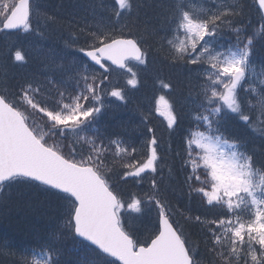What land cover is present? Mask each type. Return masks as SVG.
Instances as JSON below:
<instances>
[{"label":"snow or ice","instance_id":"obj_1","mask_svg":"<svg viewBox=\"0 0 264 264\" xmlns=\"http://www.w3.org/2000/svg\"><path fill=\"white\" fill-rule=\"evenodd\" d=\"M213 3L215 10L197 12L191 0H165L161 29L141 30L122 23L136 0H89V8L99 7L110 23H89L85 16L77 25L67 46H77L91 61L80 66L55 51L41 49L32 57L26 49L29 37L44 35L36 19L38 0H0V34L20 38L0 49V205L13 192L28 199L35 194L56 218L51 239L24 264H264V161L257 162L242 137H225L227 122L242 129L255 119L264 124V80L256 116L244 95L250 93L255 40L243 26L246 6L238 0ZM255 3L264 20V0ZM45 19L49 25L57 20ZM225 36L234 41L229 47L221 43ZM157 38L161 49L167 42L165 60L187 74L188 115L196 129L181 157V187L190 200L199 197L205 211L181 213L183 225L163 186L154 128H147L152 135L141 155L120 132L85 135L111 103L106 95L127 100L125 88L110 85L112 72L119 69L126 85L138 88L139 73L149 65V41ZM33 60L45 69L42 76L9 75ZM156 83L163 94L154 97L153 112L174 130L180 113L167 98L174 85L165 78ZM260 135L264 139V128ZM21 201L36 210L35 202L24 196ZM66 243L78 249L75 260L62 259Z\"/></svg>","mask_w":264,"mask_h":264},{"label":"trees","instance_id":"obj_2","mask_svg":"<svg viewBox=\"0 0 264 264\" xmlns=\"http://www.w3.org/2000/svg\"><path fill=\"white\" fill-rule=\"evenodd\" d=\"M199 1L207 6L213 0ZM164 2L165 0H136V7L131 17H126L122 23L136 24L141 30L144 27L159 30L162 27L159 23L160 5ZM238 2H242L246 6L243 26L249 35L255 36L253 63L249 69V83L246 85L250 89V93L244 95L255 115L259 116L260 91L258 86L261 80H264V38H262L264 37V31H262L264 20L257 13L255 0H238ZM88 5L89 0H38L39 12L36 14V19L44 35L32 36L24 41L30 55L35 57L43 49L47 52L60 53L66 56L68 61L76 62L80 66L90 64L77 50V46H67L70 38L78 30L77 25L82 23L85 16H87L89 23L96 21L103 24L110 23L106 14L99 7L93 11ZM46 16L56 17V23L49 25L45 19ZM102 17L103 19H101ZM135 30L133 29V31ZM163 35L165 33L161 31V36ZM168 38L174 39V35H169ZM223 40L228 44V47L234 42L227 36ZM19 41V37L0 34V49L10 48ZM149 43L152 45L149 65L146 70L139 73L141 82L138 88L132 89L131 86L126 85V77L120 74V70L113 71L110 85L125 88L127 100L121 102L107 96L108 89H106V98L111 103L105 105L103 114L97 120L94 129L89 130L85 135L91 137L95 129L102 133L120 132L128 143L137 147V155H141L146 150L145 145L148 137L152 135V133H148L147 128H154V134L159 141L158 151L162 156L160 168L162 169L163 186L168 188L173 206L177 209L175 219L183 225L185 222L181 213L193 214L205 211L200 204L199 197L190 200L183 194L186 190L181 187L185 174L181 157L186 156L185 148L187 147L188 134L196 130L190 127L188 115L190 105L188 104V93L185 85L187 74L182 69L173 68L165 60L168 48L166 41H164L165 47L163 49L160 47L159 38L150 40ZM93 67L97 69L95 66ZM8 71L10 76H15L19 80L28 73H36L42 76L45 69L33 60L26 69L11 68ZM97 71L101 72L99 69ZM158 78L171 80L174 85V91L167 97L174 104L176 111L180 113L179 126L175 127L174 130L168 129L167 121L153 112L154 97L163 94L156 83ZM149 112H152V115H148ZM142 117L147 118V124L141 123ZM35 123L42 125L43 121L39 115L35 116ZM237 123L227 122L225 137H242L247 142L246 147L249 152L255 154L257 162L264 161V139L260 135V130L264 128V124H261L259 119H255L252 126L242 129L237 127ZM231 142L233 141L229 140V143ZM225 150L228 151L226 147ZM254 179L259 182L260 176L257 175ZM144 186H147V182ZM127 187L129 190H135L132 184ZM21 196H24L29 204L35 202L36 210L24 206ZM53 211L54 209H50L46 205L43 196L34 194L28 199L26 193L13 192L7 205H0V264H24L25 257L31 261L32 254L38 253L40 246L51 239L52 229L56 224V218L52 215ZM154 216L153 213V218ZM185 227L188 231L187 226ZM77 251L78 249L70 243H66L62 259L66 261L75 260Z\"/></svg>","mask_w":264,"mask_h":264},{"label":"rangeland","instance_id":"obj_3","mask_svg":"<svg viewBox=\"0 0 264 264\" xmlns=\"http://www.w3.org/2000/svg\"><path fill=\"white\" fill-rule=\"evenodd\" d=\"M209 1V0H207ZM219 2V1H218ZM192 5H193V9L197 12H199L201 9H204V10H208V9H212V10H215V7H216V4L213 3V1H211V4L210 5H207L205 6V4L199 0H193L192 2ZM175 38V37H174ZM225 47H228V44H226L223 40V42H221ZM225 150V148H224ZM226 151V150H225Z\"/></svg>","mask_w":264,"mask_h":264},{"label":"water","instance_id":"obj_4","mask_svg":"<svg viewBox=\"0 0 264 264\" xmlns=\"http://www.w3.org/2000/svg\"><path fill=\"white\" fill-rule=\"evenodd\" d=\"M82 55H83V53H82ZM83 57L91 64V61H89L88 59H87V57H85L84 55H83ZM98 69H99V66H96ZM119 70V69H118ZM102 71V70H101Z\"/></svg>","mask_w":264,"mask_h":264}]
</instances>
